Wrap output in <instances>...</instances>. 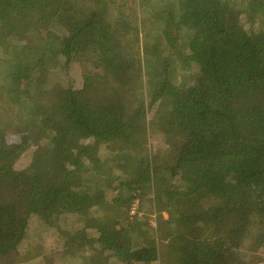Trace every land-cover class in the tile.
Listing matches in <instances>:
<instances>
[{
    "label": "trees",
    "instance_id": "trees-1",
    "mask_svg": "<svg viewBox=\"0 0 264 264\" xmlns=\"http://www.w3.org/2000/svg\"><path fill=\"white\" fill-rule=\"evenodd\" d=\"M141 6L145 27L129 0H0V163L35 147L0 185V264H264V0Z\"/></svg>",
    "mask_w": 264,
    "mask_h": 264
},
{
    "label": "rangeland",
    "instance_id": "rangeland-1",
    "mask_svg": "<svg viewBox=\"0 0 264 264\" xmlns=\"http://www.w3.org/2000/svg\"><path fill=\"white\" fill-rule=\"evenodd\" d=\"M153 0H129V3L131 5V7L135 9H132L133 11H137L138 13V17L139 20L141 22L142 25H144L147 23H150L151 21L149 20L145 9L141 6L140 7V2L141 4H146L149 3ZM156 1V0H155ZM133 5V6H132ZM32 25H38L36 21H31ZM42 27V25L40 26ZM43 28V27H42ZM253 51H257V52H264V42H257V44L254 45L253 47ZM98 52L96 50H92L91 48H84V49H76L74 50L73 53V66L75 68V72L78 70H81L82 73H98V74H102L103 73V65L101 62V58L98 57ZM195 67V66H194ZM58 73H56L54 75L55 78L59 77V78H63L62 73L60 72V69H58ZM182 70L180 72V75L178 77V83L181 82V80H183L184 77H189L190 73L192 72V70ZM181 74H183L181 76ZM183 83V81H182ZM68 84V83H65ZM169 114H170V108L166 105H160L159 103L157 105H154L153 108L151 109L150 115H149V127L151 130H160L165 122L168 120L169 118ZM158 140L159 137H153L151 138V141L153 142L155 147H158L159 145V149L162 151L164 150L165 146L160 143ZM75 146L77 148L80 149H88V145L91 143H93V141H73ZM161 144V145H160ZM35 147H30L28 149V151L26 152V154L24 155L23 159L17 163L16 165L13 166H9L7 163H0V185L3 184V182L6 179H9L10 177L14 176V174H16L18 171H20L21 169L24 168V166L28 163L30 156L33 153ZM141 216V215H140ZM150 217H155V215L152 216V214L150 213H145L142 214V220H150ZM35 222H37L35 220ZM34 229H37L36 225H33ZM45 231V230H44ZM52 232H44V235L42 236V243L43 246L45 247L44 251L46 252V254L41 253L43 256L48 255L50 250H58L60 248L58 242L56 241V239L54 238L53 235H51ZM161 247L163 250H166V244H161ZM43 251V252H44ZM40 254V255H41ZM29 255H24V256H16V257H11L7 259L8 260H16L18 261V264H28L30 263L32 260L37 259L36 256L34 255H30V258L28 257ZM49 261H44L42 260V258H40V260L42 262L38 261H33L31 264H36L38 262V264H74L75 262L73 260L64 263L62 261H59L58 259H55V257H53V254L49 253ZM47 256V257H48ZM29 258V259H28ZM26 260V261H25ZM78 263V262H77ZM76 263V264H77ZM108 264H115L114 261L108 260Z\"/></svg>",
    "mask_w": 264,
    "mask_h": 264
},
{
    "label": "built area",
    "instance_id": "built-area-1",
    "mask_svg": "<svg viewBox=\"0 0 264 264\" xmlns=\"http://www.w3.org/2000/svg\"><path fill=\"white\" fill-rule=\"evenodd\" d=\"M138 210H139V201L137 200V201H135V203L133 205L132 214L136 215Z\"/></svg>",
    "mask_w": 264,
    "mask_h": 264
},
{
    "label": "crops",
    "instance_id": "crops-1",
    "mask_svg": "<svg viewBox=\"0 0 264 264\" xmlns=\"http://www.w3.org/2000/svg\"><path fill=\"white\" fill-rule=\"evenodd\" d=\"M167 217V216H166Z\"/></svg>",
    "mask_w": 264,
    "mask_h": 264
}]
</instances>
